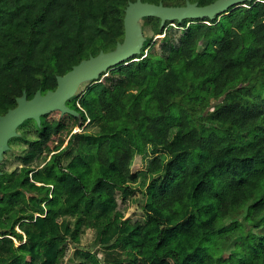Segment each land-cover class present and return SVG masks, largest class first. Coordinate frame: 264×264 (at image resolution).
Segmentation results:
<instances>
[{
    "label": "trees",
    "instance_id": "16d2710c",
    "mask_svg": "<svg viewBox=\"0 0 264 264\" xmlns=\"http://www.w3.org/2000/svg\"><path fill=\"white\" fill-rule=\"evenodd\" d=\"M130 1L0 0V115L24 91L30 99L54 90L58 75L113 50ZM146 19L154 35L165 34L169 52L146 43L137 60L69 102L96 135L73 133L65 145L68 124L48 115L40 126L32 119L19 126L16 140L27 148L20 168L2 170L0 204L21 203L37 215L11 231L0 210V264H62L66 244L81 243L88 230L104 258L82 249L80 264H264V237L250 241L245 232L264 227V89L250 84L264 82V0L164 28L160 18ZM169 24L181 29L177 43ZM183 101L189 108L180 112ZM212 102L214 111H202ZM125 150L122 164L106 157ZM136 157H153L156 167L134 171ZM30 181L49 189L46 198L28 192ZM136 192L146 198L144 217L124 218L117 195L126 201ZM239 219L244 225L226 229Z\"/></svg>",
    "mask_w": 264,
    "mask_h": 264
},
{
    "label": "water",
    "instance_id": "95a60500",
    "mask_svg": "<svg viewBox=\"0 0 264 264\" xmlns=\"http://www.w3.org/2000/svg\"><path fill=\"white\" fill-rule=\"evenodd\" d=\"M257 1L260 0H215L208 5H199L198 2L190 0L180 5L130 1L125 9L124 39L119 41L113 50H101L99 54L91 55L74 65L67 73L58 75L57 87L54 90H48L46 93L38 90L30 99L24 91L23 95L17 98L16 107L0 115V176L3 174L1 163L5 154L11 150L10 140L21 136L18 128L25 121L32 119L40 126L42 117L55 111H59L62 116L67 114L82 120V114L70 107V100L78 95L83 84L101 81L110 69L127 64V61L142 53L147 40L143 19L158 17L161 19V28H164L166 22L213 20L230 13L231 9Z\"/></svg>",
    "mask_w": 264,
    "mask_h": 264
},
{
    "label": "rangeland",
    "instance_id": "374dc122",
    "mask_svg": "<svg viewBox=\"0 0 264 264\" xmlns=\"http://www.w3.org/2000/svg\"><path fill=\"white\" fill-rule=\"evenodd\" d=\"M143 30L145 33V36L147 37L146 43H150L153 49H155L157 52L161 54H166L169 52V44L167 40H165V34L162 35H154L151 23L148 19H143ZM168 34L170 35L171 41L174 43H177L181 36V29L175 24H169L168 25ZM203 48L202 45H200V49ZM108 75V73L106 74ZM104 75L103 77H105ZM89 84V83H88ZM88 84H83L79 90V93H82ZM251 86H255L258 89H264V82L262 79L254 78L251 81ZM241 93H245L246 89H240ZM189 108V104L187 102H180L177 104V109L180 112H183L184 110ZM217 108V102H212L210 105L203 107L202 111L208 113L212 112ZM63 118L65 122L68 124V129H66L62 133V137L66 139L65 145L68 143L70 137L73 133H77L79 135H96L97 129L94 125V123H89V121H86L81 125L79 121L75 119V117L71 115H61L59 111H55L53 113H50L48 115L49 120L53 119H60ZM205 126L201 125V129H203ZM72 129V131H70ZM173 135L177 137L179 133V129L177 127L172 129ZM60 136H54L52 140L50 141L49 145L52 147L54 146ZM11 144V150H9L5 156L4 160L1 163V169L3 171L11 172L12 170L16 169L17 167H21V162L19 159V155L24 153L25 149L27 148V144L23 143L21 140H16V138L10 140ZM106 157L109 161H115L117 163H124L129 157H130V151H119L116 154H111L110 152H106ZM50 159V156H48L47 160ZM44 163V161H43ZM41 163V164H43ZM38 165L35 164V167ZM156 167V162L153 159V157H150L148 159H142V157H136L135 163L133 165V170H146L150 171ZM30 179L31 176L29 175ZM33 183V182H32ZM35 185V183H34ZM31 181L27 185L28 192H33L38 197H42L43 199L46 198V195H48L49 189L47 187L45 188H36L35 186L32 188ZM47 188V190H46ZM117 195V194H116ZM118 198V204L119 208L124 212L125 217L129 219H143L144 217V210L143 205L145 204L146 198L141 192H136L135 195L129 197L126 201H124L121 197L117 195ZM0 210L3 217L7 220L8 228L13 231L19 229V224L22 221H29L35 218L37 213H34L30 211L27 207H25L21 203H17L14 205H8L5 203L0 204ZM245 220L239 219L238 222H228L226 224V229H236L239 227V225H244ZM264 222V218L261 220V223ZM219 224V223H218ZM223 224V223H222ZM245 232H247V237L250 241H262L264 237V227H255L254 229L251 228V226L247 227L245 229ZM237 233H235L236 235ZM95 238V232L93 230H88L87 233L82 237L81 243H74V242H68L66 244V256L63 260L62 264H80L81 261V255L80 250H91L92 252H96L99 254L102 259L104 258V253L100 247L93 246V241ZM159 264H174L173 260L166 259L162 261Z\"/></svg>",
    "mask_w": 264,
    "mask_h": 264
},
{
    "label": "built area",
    "instance_id": "2783aa9c",
    "mask_svg": "<svg viewBox=\"0 0 264 264\" xmlns=\"http://www.w3.org/2000/svg\"><path fill=\"white\" fill-rule=\"evenodd\" d=\"M88 121H90V119H88ZM37 184H39V185H40V183H37Z\"/></svg>",
    "mask_w": 264,
    "mask_h": 264
},
{
    "label": "flooded vegetation",
    "instance_id": "af4514ba",
    "mask_svg": "<svg viewBox=\"0 0 264 264\" xmlns=\"http://www.w3.org/2000/svg\"><path fill=\"white\" fill-rule=\"evenodd\" d=\"M10 146H11V144H10ZM51 147V146H50ZM53 147V146H52Z\"/></svg>",
    "mask_w": 264,
    "mask_h": 264
}]
</instances>
